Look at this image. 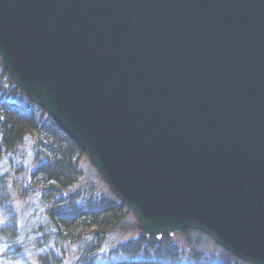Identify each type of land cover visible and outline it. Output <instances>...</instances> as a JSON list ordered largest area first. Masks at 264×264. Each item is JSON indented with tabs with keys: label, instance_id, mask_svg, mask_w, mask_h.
Listing matches in <instances>:
<instances>
[{
	"label": "water",
	"instance_id": "95a60500",
	"mask_svg": "<svg viewBox=\"0 0 264 264\" xmlns=\"http://www.w3.org/2000/svg\"><path fill=\"white\" fill-rule=\"evenodd\" d=\"M0 59L142 234L264 264V0H0Z\"/></svg>",
	"mask_w": 264,
	"mask_h": 264
},
{
	"label": "trees",
	"instance_id": "16d2710c",
	"mask_svg": "<svg viewBox=\"0 0 264 264\" xmlns=\"http://www.w3.org/2000/svg\"><path fill=\"white\" fill-rule=\"evenodd\" d=\"M28 136L34 139L36 164L30 179L41 191L40 202L51 225V234L44 237L48 250L38 257L39 264H66V259L55 253L58 245L68 244L71 248L82 242L77 264H101L99 252L107 245L111 246L110 259L114 260L106 264H185L184 254L171 234L161 238L142 234L132 213L109 189L96 195L86 187L90 193L65 195L83 177L79 164L85 154L42 109L28 100L0 62V161L16 156ZM8 178L0 174V211L11 214ZM11 228H15L14 222L1 230L10 236L14 234ZM132 231L136 237L125 240ZM194 234L197 237L192 239ZM181 235L191 251V260L186 264H244L221 248L219 256L213 255L210 263H202L203 254L197 247L201 237L207 235L197 231H184ZM51 245L52 249L48 248Z\"/></svg>",
	"mask_w": 264,
	"mask_h": 264
},
{
	"label": "rangeland",
	"instance_id": "374dc122",
	"mask_svg": "<svg viewBox=\"0 0 264 264\" xmlns=\"http://www.w3.org/2000/svg\"><path fill=\"white\" fill-rule=\"evenodd\" d=\"M34 160V139L28 136L16 156L10 157L6 161H0V174H5L9 177L7 189L12 205L11 214L0 211V264H39L38 257L48 250L44 245V237L51 234V225L46 215V208L40 202L41 191L30 179V174L36 167ZM79 165L83 177L77 185L66 191L65 195L73 192L83 193V191L88 193L90 190H87L86 187L93 190L96 195L106 193L108 186L104 183L86 155L82 157ZM133 221L135 224L137 223L134 216ZM13 222L15 228L9 230L14 232V236L11 233H8L11 234L10 236L4 235L1 228L10 226V224L13 225ZM172 236L174 244L184 254L183 263H189L191 251L186 245V239L181 235V232L175 233ZM135 237L136 232L132 231L125 236V240ZM195 237H197V234L191 235L192 239H195ZM201 238L202 245L198 244L199 246L197 247L203 254L201 261L202 263H210L213 255L219 256L221 247L213 240H210L208 236ZM82 243L75 244L71 248L68 244H64L62 247L58 245L55 253L59 258L66 259V264H77L80 260L81 250L83 249ZM48 248L52 249V245ZM110 250L111 246L107 245L99 252L98 261L101 264L111 263L114 260L110 259Z\"/></svg>",
	"mask_w": 264,
	"mask_h": 264
}]
</instances>
